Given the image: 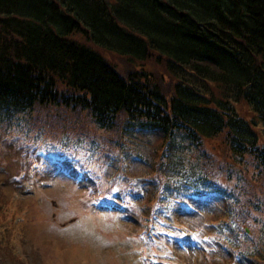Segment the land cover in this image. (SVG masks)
<instances>
[{"label": "rangeland", "instance_id": "374dc122", "mask_svg": "<svg viewBox=\"0 0 264 264\" xmlns=\"http://www.w3.org/2000/svg\"><path fill=\"white\" fill-rule=\"evenodd\" d=\"M202 140L212 164L181 133L166 145L65 106L0 107V264H264V178ZM214 166L230 190L210 196Z\"/></svg>", "mask_w": 264, "mask_h": 264}, {"label": "trees", "instance_id": "16d2710c", "mask_svg": "<svg viewBox=\"0 0 264 264\" xmlns=\"http://www.w3.org/2000/svg\"><path fill=\"white\" fill-rule=\"evenodd\" d=\"M157 63L174 80L167 89ZM36 106L166 145L176 133L197 149L218 139L264 178V0H0V107ZM205 169L219 172L211 195L230 190L218 182L225 168Z\"/></svg>", "mask_w": 264, "mask_h": 264}]
</instances>
